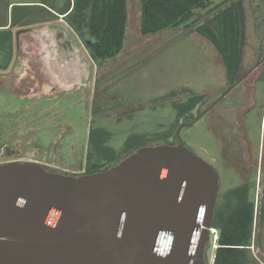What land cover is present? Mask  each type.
I'll use <instances>...</instances> for the list:
<instances>
[{
	"label": "rangeland",
	"instance_id": "obj_1",
	"mask_svg": "<svg viewBox=\"0 0 264 264\" xmlns=\"http://www.w3.org/2000/svg\"><path fill=\"white\" fill-rule=\"evenodd\" d=\"M6 1L29 4L36 0H0V16ZM65 1L53 0V4L58 7ZM241 1L245 11V43L237 78L259 57L264 59V1ZM203 13L198 11L201 19L188 27L142 36L140 0H128L123 49L116 57L99 64L91 59L83 41L61 14L52 17L44 13L49 21L22 27H39L49 22L66 24L91 62V75L85 86L47 95L37 90V82L30 85L33 75L28 71L25 56L13 72H9L12 62L7 73L0 72V162L38 161L52 171L84 174L89 151L87 135L92 126L107 132L105 142L121 160L129 138L141 137L148 145L159 143L163 133L175 123L172 104L183 101L190 93H203L205 98L193 109L192 117L181 118L179 123L193 120L234 82L226 76L218 52L194 29L211 15ZM23 38L27 39V34L19 36L20 43ZM14 55L15 49L12 61ZM243 124L247 126L248 138H241ZM179 136L187 148L218 172L220 192L244 181L245 173L243 176L237 166L241 162L243 170L248 168V146L249 159L258 154L257 167L248 180L254 183L250 195L257 206L250 247L254 264H260L257 258L264 256V222H260L258 210L264 180V61L192 125L182 127ZM6 144L19 152L4 154ZM213 243L210 237L204 264H212L216 248Z\"/></svg>",
	"mask_w": 264,
	"mask_h": 264
},
{
	"label": "water",
	"instance_id": "obj_2",
	"mask_svg": "<svg viewBox=\"0 0 264 264\" xmlns=\"http://www.w3.org/2000/svg\"><path fill=\"white\" fill-rule=\"evenodd\" d=\"M14 43L9 72L25 56L30 85L47 86L38 91L85 86L91 75V62L64 23L20 28ZM256 66L180 123L175 144L144 145L106 169L79 175L30 160L0 163V264H204L219 175L179 132Z\"/></svg>",
	"mask_w": 264,
	"mask_h": 264
},
{
	"label": "trees",
	"instance_id": "obj_3",
	"mask_svg": "<svg viewBox=\"0 0 264 264\" xmlns=\"http://www.w3.org/2000/svg\"><path fill=\"white\" fill-rule=\"evenodd\" d=\"M2 4L0 72L6 71L12 62L15 30L31 23L49 21L50 17L44 13L52 17L61 14L69 28L81 38L96 64L116 57L123 49L128 0H66L58 7L53 4V0H36L30 4L6 1ZM198 11L211 15L197 24L194 28L196 33L214 47L222 59L226 76L231 82L235 81L242 64L245 43V11L241 0H140L139 32L142 36H148L166 29L188 27L201 19L196 14ZM85 35L93 41L87 44ZM204 98L203 93H190L183 101L173 103L175 123L163 133L159 143L175 144V130L180 124L179 120L192 117L193 109ZM106 137L107 132L102 128L90 127L85 173L101 171L118 162L117 154L105 142ZM144 145L148 144L141 137L129 138L123 157ZM224 149L225 156L227 147ZM253 186L254 183H250L248 176H245L240 184L218 192L212 219V227L217 230V246L212 264L255 263L250 247L256 216L255 200L250 195ZM259 200V219L263 223L264 180ZM261 260L264 261V256H261Z\"/></svg>",
	"mask_w": 264,
	"mask_h": 264
},
{
	"label": "flooded vegetation",
	"instance_id": "obj_4",
	"mask_svg": "<svg viewBox=\"0 0 264 264\" xmlns=\"http://www.w3.org/2000/svg\"><path fill=\"white\" fill-rule=\"evenodd\" d=\"M260 58V57H259ZM258 58V60H257V62L255 63V64H257V66L259 65V63L260 62H262V61H264V59L262 60V58L261 59H259ZM256 66V67H257ZM255 67V68H256ZM254 68V69H255ZM253 69V70H254ZM25 81H26V79H24ZM59 86H61V85H59ZM36 87H37V89H38V87L39 88H47V86H44V85H42V83H37L36 84ZM75 87H78V85H73L72 87H71V89H69L67 92H69L70 90H72V89H74ZM62 92H64V91H62ZM43 93H45L46 94V91H43ZM55 93V92H54ZM53 93V94H54ZM56 94H58V93H56ZM47 95H50V94H47ZM59 103V102H58ZM58 103H57V105H58ZM246 125H242L241 126V135L243 136V138L245 137V138H248V132H247V126L245 127ZM246 128V129H245ZM244 130V131H243ZM242 136H241V138H242ZM250 151V147L248 146V148H247V151ZM249 151H248V156H249V158L251 157L250 156V154H249ZM9 152H12V154H16V153H18L19 152V150H14V149H11V144H6L5 145V147H4V151H3V153L4 154H11V153H9ZM4 154H2V155H4ZM223 155H224V153H223ZM5 156V155H4ZM258 157V154H257V156L256 157H254V158H252V159H249L248 158V162H247V164L246 165H249L248 166V168L246 169V170H243V168H242V164L241 165H238L237 166V170L239 171V172H241V174H243V176H244V173H245V176H249L250 174H251V172L253 171V170H255L256 169V167H257V158ZM5 158H7V157H5ZM239 159V158H238ZM237 159V160H238ZM15 160V159H14ZM235 160V159H234ZM250 160V161H249ZM253 160H254V162H253ZM8 161H12L11 159L10 160H8V159H6L4 162H8ZM19 161V160H18ZM4 162H0V163H4ZM36 162H38V161H36ZM40 163V162H39ZM43 166V165H42ZM254 166V167H253ZM259 166V165H258ZM44 168H45V166H43ZM45 169H48L49 170V168H45Z\"/></svg>",
	"mask_w": 264,
	"mask_h": 264
},
{
	"label": "built area",
	"instance_id": "obj_5",
	"mask_svg": "<svg viewBox=\"0 0 264 264\" xmlns=\"http://www.w3.org/2000/svg\"><path fill=\"white\" fill-rule=\"evenodd\" d=\"M256 201H257V205H258V201H259L258 198ZM255 207H257V206L255 205ZM209 233H210V236H212V241L214 242L213 246L216 247L217 246V230L211 226L209 228ZM256 258H257V256H256ZM257 259H258L260 264H264V261L261 260V258H257Z\"/></svg>",
	"mask_w": 264,
	"mask_h": 264
},
{
	"label": "crops",
	"instance_id": "obj_6",
	"mask_svg": "<svg viewBox=\"0 0 264 264\" xmlns=\"http://www.w3.org/2000/svg\"><path fill=\"white\" fill-rule=\"evenodd\" d=\"M24 3L26 4L27 2H24ZM12 4H14V3H12ZM27 4H28V3H27ZM29 4H30V3H29ZM8 8H9V10H10V5H9ZM43 24H46V23H43ZM43 24H42V25H43ZM14 34H15V32H14ZM14 49H15V43H14Z\"/></svg>",
	"mask_w": 264,
	"mask_h": 264
},
{
	"label": "clouds",
	"instance_id": "obj_7",
	"mask_svg": "<svg viewBox=\"0 0 264 264\" xmlns=\"http://www.w3.org/2000/svg\"><path fill=\"white\" fill-rule=\"evenodd\" d=\"M210 237H212V236H210Z\"/></svg>",
	"mask_w": 264,
	"mask_h": 264
},
{
	"label": "bare ground",
	"instance_id": "obj_8",
	"mask_svg": "<svg viewBox=\"0 0 264 264\" xmlns=\"http://www.w3.org/2000/svg\"><path fill=\"white\" fill-rule=\"evenodd\" d=\"M162 248V247H161Z\"/></svg>",
	"mask_w": 264,
	"mask_h": 264
}]
</instances>
